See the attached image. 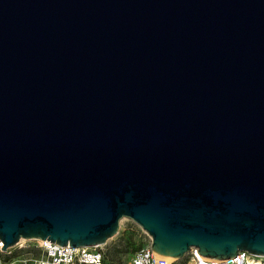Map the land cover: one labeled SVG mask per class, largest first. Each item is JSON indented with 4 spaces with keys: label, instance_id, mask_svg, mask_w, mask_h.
I'll use <instances>...</instances> for the list:
<instances>
[{
    "label": "water",
    "instance_id": "water-1",
    "mask_svg": "<svg viewBox=\"0 0 264 264\" xmlns=\"http://www.w3.org/2000/svg\"><path fill=\"white\" fill-rule=\"evenodd\" d=\"M264 257V0H0V240Z\"/></svg>",
    "mask_w": 264,
    "mask_h": 264
},
{
    "label": "built area",
    "instance_id": "built-area-1",
    "mask_svg": "<svg viewBox=\"0 0 264 264\" xmlns=\"http://www.w3.org/2000/svg\"><path fill=\"white\" fill-rule=\"evenodd\" d=\"M140 229L150 240V236L141 227ZM46 240L21 238L5 250H1L2 241L0 240V264H102L105 259V253L100 245L72 247L66 244L60 246ZM186 254L190 256L188 264H264V259H260L264 257L252 255L244 250H239L231 257L217 260L200 257L195 248H191ZM175 262V258L155 254L148 244L133 251L128 264H176Z\"/></svg>",
    "mask_w": 264,
    "mask_h": 264
},
{
    "label": "rangeland",
    "instance_id": "rangeland-1",
    "mask_svg": "<svg viewBox=\"0 0 264 264\" xmlns=\"http://www.w3.org/2000/svg\"><path fill=\"white\" fill-rule=\"evenodd\" d=\"M148 244H150V240L140 227L128 218H122L119 221L117 232L100 246L105 253V264H128L130 254ZM175 259L176 264H188L190 262L188 254Z\"/></svg>",
    "mask_w": 264,
    "mask_h": 264
},
{
    "label": "trees",
    "instance_id": "trees-1",
    "mask_svg": "<svg viewBox=\"0 0 264 264\" xmlns=\"http://www.w3.org/2000/svg\"><path fill=\"white\" fill-rule=\"evenodd\" d=\"M136 250H137V249H136ZM134 251H135V250H134ZM102 264H105V263H104V261H103V263H102Z\"/></svg>",
    "mask_w": 264,
    "mask_h": 264
},
{
    "label": "bare ground",
    "instance_id": "bare-ground-1",
    "mask_svg": "<svg viewBox=\"0 0 264 264\" xmlns=\"http://www.w3.org/2000/svg\"><path fill=\"white\" fill-rule=\"evenodd\" d=\"M260 259H264V258H260Z\"/></svg>",
    "mask_w": 264,
    "mask_h": 264
}]
</instances>
